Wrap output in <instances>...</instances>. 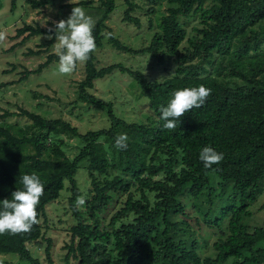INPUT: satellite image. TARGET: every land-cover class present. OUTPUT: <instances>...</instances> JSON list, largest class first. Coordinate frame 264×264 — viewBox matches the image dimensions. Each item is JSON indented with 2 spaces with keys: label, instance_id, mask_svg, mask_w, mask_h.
Segmentation results:
<instances>
[{
  "label": "trees",
  "instance_id": "obj_1",
  "mask_svg": "<svg viewBox=\"0 0 264 264\" xmlns=\"http://www.w3.org/2000/svg\"><path fill=\"white\" fill-rule=\"evenodd\" d=\"M56 0H25L31 8H43ZM122 20L141 27L133 0ZM145 14L153 34L149 42L133 48L108 37L115 49L147 54L157 63L174 62V73L162 80L148 79L140 70L122 63L96 66V50L103 46L106 21L115 0H79L62 6L57 15L67 19L72 7H82L95 21L96 50L84 63V75L77 82V99L102 110L109 124L80 131L63 118H47L26 108L0 113V200L22 187L21 177L35 172L44 184L37 207L38 219L45 206L59 197L68 183V208L73 218L69 240L63 246L65 264H264V224H244L250 205L261 192L264 179V0H144ZM166 11L154 24L151 15L159 5ZM1 7V5H0ZM16 0H10V11ZM196 17L190 33L181 17ZM49 24V23H48ZM22 22L15 38L20 43L34 35L52 39L30 48L28 54L47 52L55 41V24ZM54 61V52L35 68H25L20 80L39 73ZM118 69L133 78L148 99V124L118 116L111 101L93 92L95 80ZM203 84L211 89L200 108L180 118L177 129L163 128L160 107L180 88ZM25 116V125L11 124L9 116ZM121 133L129 137L127 149L114 146ZM78 139L73 157L65 152L62 136ZM223 154V160L205 168L199 159L203 147ZM88 189L83 206L75 178L81 163ZM220 186L217 195L213 183ZM227 188L230 192L223 197ZM203 200V201H202ZM204 200L207 205L204 206ZM194 207L214 235L212 252L202 254L195 237L194 222L202 228ZM46 240L51 261V238L40 222L27 233L0 235V253H13L25 264H40L30 243ZM3 264H7L4 262Z\"/></svg>",
  "mask_w": 264,
  "mask_h": 264
},
{
  "label": "rangeland",
  "instance_id": "obj_2",
  "mask_svg": "<svg viewBox=\"0 0 264 264\" xmlns=\"http://www.w3.org/2000/svg\"><path fill=\"white\" fill-rule=\"evenodd\" d=\"M79 0H71L76 2ZM141 8L135 11L143 20L141 27L127 23L122 20L123 10L127 7L123 0H115L116 7L106 21L107 28L104 29L103 46L96 50V66L102 67L111 63H122L127 67H133L142 71L148 79H158L172 75L174 73V62L167 60L165 63H157L147 54H131L115 49L108 43L110 34L133 48H140L146 45L153 31L149 30L145 14L147 4L144 0H133ZM70 0H56L54 4L43 8H31L25 0H16V8L10 11V0H0V30L6 31L7 39L0 43V113L4 110L17 112L19 107L41 114L47 118H63L78 126L80 131L88 129H100L107 127L109 121L105 113L95 107L89 106L77 99V82L84 75V63H78L76 70L72 74H60L58 71L59 61H54L44 67L39 73H32L26 79L20 80L21 72L25 68H35L40 62L45 61L47 53L53 52L54 43L47 52L28 54V50L39 49L40 44L46 41L45 34L34 35L20 43L22 36L14 37L16 28L22 22H38L42 26H53L50 23L58 21L57 15L65 3ZM166 11V5H159L151 15L155 19L154 24ZM183 25L188 33L197 23L196 17H181ZM49 23V24H48ZM92 92L101 100L111 101L115 113L128 121L142 122L148 124L151 118L148 109V99L140 90L136 81L122 73L118 69L110 74L95 80ZM149 117V118H148ZM11 124L25 125L30 122L25 116H9L6 118ZM148 121V122H147ZM66 141L65 152L67 156L73 157L78 150V139L62 136ZM85 162L79 165L75 178L81 188L82 195L87 194L88 178L83 167ZM216 190L220 189L217 182L213 183ZM68 183L60 191L59 197L50 201L45 206V215L41 216L40 224L46 238L52 239L50 251L51 261L45 252L46 240L39 243H30L29 247L33 255L39 259L40 264H65L64 255L66 249L64 245L69 240V227L73 224V218L68 208ZM230 189L227 188L223 197H226ZM203 201V200H202ZM207 205L204 200V206ZM189 213L197 216L202 226L200 228L194 222L195 237L201 247L202 254L212 252V243L215 235L207 229L204 224L203 215L189 206ZM251 215L246 217L244 224L259 226L264 224V179L261 182V192L257 199L250 205ZM257 246H264L261 241ZM7 264H25L13 253H0Z\"/></svg>",
  "mask_w": 264,
  "mask_h": 264
},
{
  "label": "clouds",
  "instance_id": "obj_3",
  "mask_svg": "<svg viewBox=\"0 0 264 264\" xmlns=\"http://www.w3.org/2000/svg\"><path fill=\"white\" fill-rule=\"evenodd\" d=\"M54 24L51 31L55 35L53 52L59 58L58 71L63 75L72 74L78 63H85L96 50L93 35L95 21L82 7L76 6L72 7L67 19H60ZM47 38L52 39V35L49 34ZM6 39V31L0 30V43ZM210 94L211 89L203 84L174 90L167 105L159 109L160 119L164 121L163 128L177 129V121L180 123V118L193 108L202 107ZM128 140L127 134L121 133L115 137L114 146L120 150L127 149ZM199 159L205 168L210 169L223 160V154L205 146L199 153ZM21 183L22 187L13 191L10 199L0 200V235L27 233L40 222L37 207L44 194V184L35 172L24 174ZM84 203V196L77 198V206H83ZM4 259L0 257V264H3Z\"/></svg>",
  "mask_w": 264,
  "mask_h": 264
}]
</instances>
